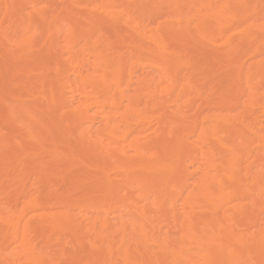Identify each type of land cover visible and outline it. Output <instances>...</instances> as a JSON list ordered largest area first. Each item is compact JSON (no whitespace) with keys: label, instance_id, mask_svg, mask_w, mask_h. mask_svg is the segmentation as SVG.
<instances>
[{"label":"bare ground","instance_id":"1","mask_svg":"<svg viewBox=\"0 0 264 264\" xmlns=\"http://www.w3.org/2000/svg\"><path fill=\"white\" fill-rule=\"evenodd\" d=\"M0 264H264V0H0Z\"/></svg>","mask_w":264,"mask_h":264}]
</instances>
